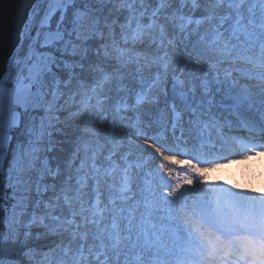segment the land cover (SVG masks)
I'll use <instances>...</instances> for the list:
<instances>
[{
    "label": "snow or ice",
    "instance_id": "1",
    "mask_svg": "<svg viewBox=\"0 0 264 264\" xmlns=\"http://www.w3.org/2000/svg\"><path fill=\"white\" fill-rule=\"evenodd\" d=\"M0 59V264H264V0H31Z\"/></svg>",
    "mask_w": 264,
    "mask_h": 264
},
{
    "label": "water",
    "instance_id": "2",
    "mask_svg": "<svg viewBox=\"0 0 264 264\" xmlns=\"http://www.w3.org/2000/svg\"><path fill=\"white\" fill-rule=\"evenodd\" d=\"M30 4L31 0H0V49L3 52L18 42Z\"/></svg>",
    "mask_w": 264,
    "mask_h": 264
},
{
    "label": "rangeland",
    "instance_id": "3",
    "mask_svg": "<svg viewBox=\"0 0 264 264\" xmlns=\"http://www.w3.org/2000/svg\"><path fill=\"white\" fill-rule=\"evenodd\" d=\"M264 156L262 160L256 162L255 166L246 165L244 168L237 166L228 167L227 165L213 170L210 173V178L213 180L226 179L229 183H239L242 186H251L257 190L264 191V185L261 179H253L254 173L263 171L262 181L264 182Z\"/></svg>",
    "mask_w": 264,
    "mask_h": 264
},
{
    "label": "bare ground",
    "instance_id": "4",
    "mask_svg": "<svg viewBox=\"0 0 264 264\" xmlns=\"http://www.w3.org/2000/svg\"><path fill=\"white\" fill-rule=\"evenodd\" d=\"M264 155L258 156V157H252L248 160H240L238 158H233L232 162L230 164H228V167H232L233 166H237L238 168H244L246 165H253L255 166L256 162L259 160L263 159ZM261 165H264L261 163ZM262 177H263V171H257L256 173H254L253 175V179H261L262 184L264 185V182L262 181Z\"/></svg>",
    "mask_w": 264,
    "mask_h": 264
}]
</instances>
